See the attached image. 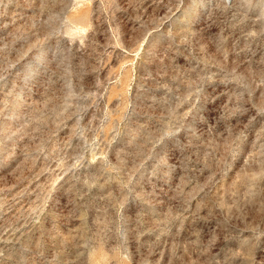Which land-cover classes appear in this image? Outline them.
Listing matches in <instances>:
<instances>
[{"label": "rangeland", "instance_id": "obj_1", "mask_svg": "<svg viewBox=\"0 0 264 264\" xmlns=\"http://www.w3.org/2000/svg\"><path fill=\"white\" fill-rule=\"evenodd\" d=\"M0 264H264V0H0Z\"/></svg>", "mask_w": 264, "mask_h": 264}]
</instances>
